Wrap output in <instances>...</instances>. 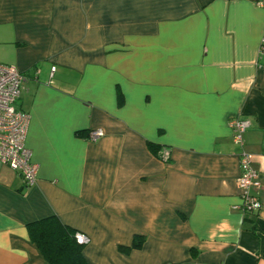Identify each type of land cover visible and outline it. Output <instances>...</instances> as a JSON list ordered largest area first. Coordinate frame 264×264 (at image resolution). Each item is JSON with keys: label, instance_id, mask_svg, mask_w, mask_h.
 <instances>
[{"label": "crops", "instance_id": "crops-1", "mask_svg": "<svg viewBox=\"0 0 264 264\" xmlns=\"http://www.w3.org/2000/svg\"><path fill=\"white\" fill-rule=\"evenodd\" d=\"M255 1L0 0V63L24 77L38 167L24 187L0 165V264H48L27 231L47 218L88 236L87 264H264ZM233 118L249 123L242 149ZM242 150L260 176L255 215L240 210Z\"/></svg>", "mask_w": 264, "mask_h": 264}, {"label": "built area", "instance_id": "built-area-1", "mask_svg": "<svg viewBox=\"0 0 264 264\" xmlns=\"http://www.w3.org/2000/svg\"><path fill=\"white\" fill-rule=\"evenodd\" d=\"M256 5L264 8V0H256ZM264 55V42L260 48ZM55 68L51 69V73ZM24 77L13 66L0 63V165L21 177L24 187H31L36 182L38 167L31 162V153L26 148L25 139L30 117L18 109L16 103L23 90ZM249 123L233 118L229 122L233 144L243 147V134ZM103 135L101 130L90 134V140L96 141ZM162 162L169 158L167 149H162ZM252 157L243 150L239 154L240 174L236 180L240 191L242 205L240 210L244 215H255L260 209L258 198L253 192L260 189L259 173L252 167ZM75 242L84 246L89 243L88 236L75 233Z\"/></svg>", "mask_w": 264, "mask_h": 264}, {"label": "trees", "instance_id": "trees-1", "mask_svg": "<svg viewBox=\"0 0 264 264\" xmlns=\"http://www.w3.org/2000/svg\"><path fill=\"white\" fill-rule=\"evenodd\" d=\"M154 155L159 160H164L162 149L157 148ZM168 160L169 158L165 159V162ZM27 231L30 240L48 264H87L82 254L83 246L75 242V232L63 226L56 218L28 224ZM138 246L139 242L133 245Z\"/></svg>", "mask_w": 264, "mask_h": 264}]
</instances>
